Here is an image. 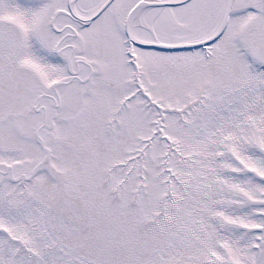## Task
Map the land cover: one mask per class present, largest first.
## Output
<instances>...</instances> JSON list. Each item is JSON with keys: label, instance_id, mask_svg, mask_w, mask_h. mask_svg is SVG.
<instances>
[{"label": "snow or ice", "instance_id": "obj_1", "mask_svg": "<svg viewBox=\"0 0 264 264\" xmlns=\"http://www.w3.org/2000/svg\"><path fill=\"white\" fill-rule=\"evenodd\" d=\"M0 264H264V0H0Z\"/></svg>", "mask_w": 264, "mask_h": 264}]
</instances>
